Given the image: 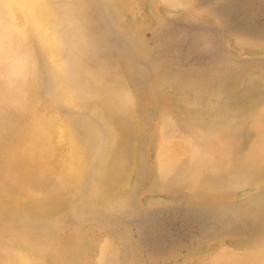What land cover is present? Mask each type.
<instances>
[{
	"label": "rangeland",
	"instance_id": "obj_1",
	"mask_svg": "<svg viewBox=\"0 0 264 264\" xmlns=\"http://www.w3.org/2000/svg\"><path fill=\"white\" fill-rule=\"evenodd\" d=\"M50 1L64 66L28 33L0 76V264H264V0Z\"/></svg>",
	"mask_w": 264,
	"mask_h": 264
},
{
	"label": "bare ground",
	"instance_id": "obj_2",
	"mask_svg": "<svg viewBox=\"0 0 264 264\" xmlns=\"http://www.w3.org/2000/svg\"><path fill=\"white\" fill-rule=\"evenodd\" d=\"M171 1H173L172 3H174V2L175 3L177 2V4L179 3L178 0H168V2H171ZM181 4H183V3H181ZM54 6L55 5H53L50 0H0V76L1 75L5 76V78L9 81L12 78L13 79L17 78L18 76L24 77L25 72L28 68L29 61H28V58L26 59L27 56H24L26 54L24 53V55H23L20 52V48H21V44H22L21 39L26 37V35L28 33H31L33 35V37H35L38 40V42L41 46L40 49H42L44 51V53L49 56L48 58H50V62L53 65V67H55L56 70H59V67L64 66L63 63H61V61L58 60V57L60 56V53H61V49L59 48V44H60V41L62 39L57 37V33L59 31L56 28V24L54 22L53 16L50 14V9H51V7H54ZM63 39H64V37H63ZM29 43H31V42H29ZM30 50H31V48H30ZM26 52H27V50H26ZM32 53H33V51H32ZM64 59H65V57H64ZM31 65H32V63H31ZM31 65H29V66H31ZM57 79L59 80L58 77H57ZM57 84H59V86L62 87L61 81L58 82ZM0 86H2V85H0ZM58 91H59V89H58ZM61 93H62V95H59V96H62L63 100L65 101L64 103H66V105H67L68 101L72 100V96L70 94H68V92L63 91V88L61 90ZM125 99H126L125 102H127V103H129L131 100V98L129 96H127V98H125ZM27 106H29V104ZM73 107H74V105H73ZM32 109H33L32 107L28 108V111H30V113L27 112V115H29V117L26 115V125H25L24 129L22 128L21 131L18 133V142H20L23 139H28L29 141L35 142V139H37L35 137L38 134L41 135V137L48 138V140L50 141V142H48V145H53L52 147H54V148H59V146L63 142H70L71 136L68 134L69 130L67 132V130L64 129L63 124H61V123L55 124V122H48L51 119L50 120L47 119V123L46 122L40 123V125H39L38 122H35V119L33 118L35 115H34V111ZM43 115H41V116H43ZM74 139H76L75 135H74ZM49 143H51V144H49ZM86 146H84V147H86ZM105 148H107V147H105ZM29 149L30 148H28V150ZM75 151H77V149H75ZM106 152H108V151H106ZM77 154L78 155L76 158L69 161V163H71V165H70V167L65 169V173L73 174V173H77L80 170V166L83 162L82 161L83 157H82V154L80 152ZM90 154H91V152H90ZM33 156H34V154H33ZM94 159H96V158H94ZM33 160L37 161V159H33ZM11 161H12V159H8L7 163H11ZM41 161L43 162V160H41ZM91 161H93V160H91ZM36 163H38V162H36ZM36 168H37V172L40 174L47 172V169L44 168V166H37ZM81 168H82V166H81ZM17 186L20 187L21 185L17 184ZM90 203H92V202H90ZM98 204H100L99 200L95 201L93 205L98 206ZM46 212L48 215L52 214L53 209H49ZM43 258H45V257H43ZM14 260L18 264H30L32 259H31L30 255H27L25 252L18 250L15 253V259Z\"/></svg>",
	"mask_w": 264,
	"mask_h": 264
}]
</instances>
